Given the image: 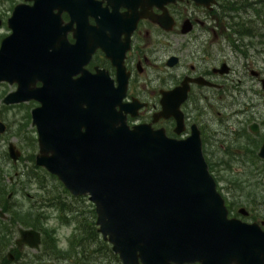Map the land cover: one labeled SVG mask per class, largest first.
<instances>
[{
  "label": "flooded vegetation",
  "instance_id": "flooded-vegetation-1",
  "mask_svg": "<svg viewBox=\"0 0 264 264\" xmlns=\"http://www.w3.org/2000/svg\"><path fill=\"white\" fill-rule=\"evenodd\" d=\"M157 1L42 0L31 17L22 14L19 19V79L41 86L68 77L79 81L86 96L113 99L131 126L145 124L176 138L198 130L229 217L259 223L264 229V219L257 215L263 201L257 194L241 190L246 199L231 196L237 181L243 184L256 175L264 179V158L259 155L264 142V68L251 59L264 52V0ZM18 4L35 5L36 0H0V29L4 28L0 47L12 33L9 18ZM239 23L244 27L238 28ZM7 93L0 98V121L6 125L0 131V175L5 173L7 160L16 163L23 156L15 141L9 140L5 147L9 125L2 113L8 105L30 101L34 103L32 123V110L40 104L36 99L8 104L4 101ZM164 98L171 106L180 101V131L178 118L163 113ZM32 125L37 132L36 163L38 130ZM10 143L15 152H21L16 159ZM219 161L229 171L225 178L217 172ZM254 166L259 170L256 174ZM223 179L231 192L221 184ZM10 182H15L13 176ZM13 194L9 191L0 197V264H35L33 257L38 254L29 249H40L43 232L35 228L41 233L39 247L19 245L20 228L34 227L23 226L19 220ZM243 203L255 205L248 208Z\"/></svg>",
  "mask_w": 264,
  "mask_h": 264
},
{
  "label": "water",
  "instance_id": "water-1",
  "mask_svg": "<svg viewBox=\"0 0 264 264\" xmlns=\"http://www.w3.org/2000/svg\"><path fill=\"white\" fill-rule=\"evenodd\" d=\"M40 2L18 4L9 18L12 33L0 47V82L17 85L4 101L40 102L32 110L36 163L71 193L88 195L97 229L122 264H264V229L229 217L198 130L176 138L145 124L131 126L113 99L86 96L79 81L68 77L41 86L19 79V19L31 17ZM163 104L164 114L178 118L180 131V101L171 106L164 98ZM5 127L0 121V131ZM9 149L15 159L21 155L13 143ZM259 155L264 158V142ZM20 233L19 245L39 247L40 231L20 228Z\"/></svg>",
  "mask_w": 264,
  "mask_h": 264
},
{
  "label": "rangeland",
  "instance_id": "rangeland-1",
  "mask_svg": "<svg viewBox=\"0 0 264 264\" xmlns=\"http://www.w3.org/2000/svg\"><path fill=\"white\" fill-rule=\"evenodd\" d=\"M236 53L237 52L235 51L232 52L234 55H236ZM251 59L254 61L256 60L257 64L264 68V52L259 55H254ZM256 86L260 87L259 84ZM15 88V84H11L9 82L0 83V98L4 93ZM262 100L264 103V96ZM1 104H3L2 100H0V105ZM33 104V102L29 101L12 106L8 105L4 113H2V118L9 125L8 131L5 134L6 136L4 137L5 147L7 146V142L9 140H13L22 150L23 156L16 163L11 160H7V162L4 163L3 167L5 169V173L0 175V189H3L0 193V197H5L9 191H13L14 194L12 196V203L19 206L21 216H24L22 217L24 223L23 226H31L32 219L35 218L44 233V238H48L45 243H42L38 251L29 249L32 253L38 254V256L35 255L33 257L35 264H76L74 260H76L79 255L76 253L78 250L77 247H75L74 244L72 245L73 241H75L73 239V234L80 230L78 224L80 223L79 220H81L82 217L77 213L75 216V211L72 212V210L79 209L80 206H83L86 209L92 208L93 202L84 195L74 198L70 195V191V193H68L63 190L61 184L62 181L57 176L53 177L51 175L52 173L43 166L39 169L35 166L37 164L34 161V155L38 148H36L34 143V140L36 141L37 138V132L31 123L30 109ZM216 159H219V154H217ZM220 161L218 166L219 170H217V172L222 178H225L229 171L226 164L220 163ZM32 170H34L37 175L30 180L25 175L26 172H30ZM252 170L254 174L259 172L256 166H254ZM16 171H19L18 175H16ZM258 175L260 176V174ZM11 176H13L15 180L13 183L10 182ZM260 178L256 175L255 178L242 182L243 184H238L239 181H237V184L232 187L235 190H232L231 188L232 192L229 189L230 186L226 179H223L221 184L224 187H227H225V189L231 192L233 199L236 197L246 199V193L241 190H247V193L257 194L259 200L263 201L262 212L257 213V215L260 216V219H264V179ZM240 192L244 193L242 198L240 197ZM51 202H56L58 204L60 202L63 203L66 208L70 207L72 210H68L67 213H63L66 216L73 218V220L71 219L66 222L64 218H60L61 212L56 204ZM243 204L248 208H250V204L255 205V203ZM29 212L33 214L29 216ZM91 246L94 248L96 247V244ZM62 255L63 257H61L60 260H57V256ZM74 256L76 258H74ZM95 256L97 257V262L91 259L92 257L90 254L84 255V260L82 261L83 264H93L94 262L97 264H116L115 261L110 260L109 255L106 256L107 258L103 256L98 257V254Z\"/></svg>",
  "mask_w": 264,
  "mask_h": 264
},
{
  "label": "trees",
  "instance_id": "trees-1",
  "mask_svg": "<svg viewBox=\"0 0 264 264\" xmlns=\"http://www.w3.org/2000/svg\"><path fill=\"white\" fill-rule=\"evenodd\" d=\"M240 27H244L241 26V24L239 23L238 25ZM38 169L41 168L40 165H35ZM37 174L34 170L32 171H28L26 172V175L30 180L35 177ZM53 177H56V175L51 174ZM61 182V181H60ZM63 190L67 191L68 193L69 190L68 188H66V186L61 182ZM82 196V195H81ZM50 200H52L51 198H49ZM56 204V206L58 207L60 213V218H64L65 221H69V220H73V218H70L68 216H66L63 212L67 213L68 210H72L70 207L66 208L63 203H56V202H51ZM66 205V204H65ZM87 207V206H85ZM75 211V216L76 213L82 217L80 221V223L78 224V227L80 228L79 231H77L74 235V240L72 245L74 244L75 247H77V255H79V257H75L76 260H74L76 262V264H83V260H84V255H88L90 254V256L92 257L91 259L93 261H98L96 260L97 257L95 256L96 254H102L105 255L104 257L107 258L106 256L109 255L110 256V260L111 261H115V262H120V258H118L117 254L113 251L112 249V245L109 241L105 240L103 238V236H101L100 232L97 229V223H96V218H97V213H96V209H95V204L93 203V207L92 208H84L83 206H80L79 209H74L72 210V212ZM71 212V213H72ZM80 212V213H79ZM33 213L29 212L28 215L31 216ZM21 215V212L19 211V216ZM21 216L19 217V220L23 222V219ZM38 218V217H37ZM25 220V219H24ZM31 226L37 229L41 230V227L38 225V223L36 222L35 218L32 219L31 222ZM42 231V230H41ZM43 232V231H42ZM44 234V233H43ZM48 239V238H47ZM46 238H44L43 236V242L45 243ZM96 244V247H92L91 245ZM61 253V252H60ZM116 255V256H114ZM63 257L62 256H57V260H60V258ZM99 257V256H98ZM96 262H94L93 264H97ZM75 264V263H73ZM121 264V262H120Z\"/></svg>",
  "mask_w": 264,
  "mask_h": 264
}]
</instances>
